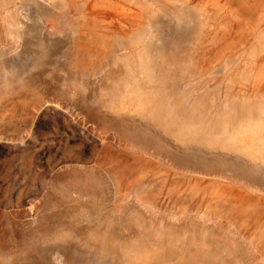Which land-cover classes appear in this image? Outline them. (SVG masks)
I'll return each instance as SVG.
<instances>
[{
	"label": "rangeland",
	"instance_id": "1",
	"mask_svg": "<svg viewBox=\"0 0 264 264\" xmlns=\"http://www.w3.org/2000/svg\"><path fill=\"white\" fill-rule=\"evenodd\" d=\"M0 264H264V0H0Z\"/></svg>",
	"mask_w": 264,
	"mask_h": 264
}]
</instances>
